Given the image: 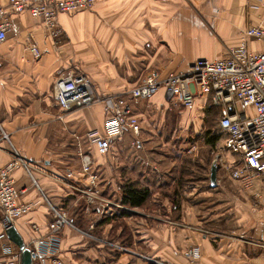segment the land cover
<instances>
[{
	"label": "crops",
	"instance_id": "crops-1",
	"mask_svg": "<svg viewBox=\"0 0 264 264\" xmlns=\"http://www.w3.org/2000/svg\"><path fill=\"white\" fill-rule=\"evenodd\" d=\"M200 7L217 36L189 12L188 0H97L91 11L60 15L58 39L29 14L13 18L12 32L0 44V122L19 156L34 167L33 178L23 168L12 174L26 190L20 201L35 204L15 223L26 244L48 233L50 203L93 237L65 229V264H190L185 252L194 246L202 252L195 264H264L262 183L248 190L232 179L228 166L239 157L225 149L222 137L207 143L212 154L224 156L215 186L202 153H171L172 144L185 139L179 135L186 128L181 119L191 109L181 111L161 90L133 105L140 134L127 130L103 153L92 139L105 133L104 104L64 112L54 96L60 76L84 74L100 96L132 103L130 92L147 72L182 73L197 60L221 59L239 45L242 30L264 22V0H205ZM35 44L39 57L32 52ZM207 105L200 99L193 109ZM188 142L197 148L201 141ZM81 153L93 161L97 189L108 205L89 204L77 190L88 186ZM12 158L10 144L1 143L0 168ZM127 183L148 190L143 206L123 204ZM2 218L0 210V236ZM2 245L0 238V262H11Z\"/></svg>",
	"mask_w": 264,
	"mask_h": 264
},
{
	"label": "built area",
	"instance_id": "built-area-1",
	"mask_svg": "<svg viewBox=\"0 0 264 264\" xmlns=\"http://www.w3.org/2000/svg\"><path fill=\"white\" fill-rule=\"evenodd\" d=\"M96 3L97 0H8L6 4H0V44L8 40L15 16L29 14L41 21L49 36L58 39L62 35L58 21L60 15L91 11ZM251 8L256 7L251 5ZM241 37V43L227 48L221 59L197 60L188 71L182 73L170 72L163 75L158 70L147 72L130 92L132 103L116 97L100 96L93 81L84 74L60 76L54 85V96L64 112L87 108L96 103L104 104L105 133L92 139L103 153L108 152L127 130L136 136L140 134L141 126L133 113V105L150 101L161 90L165 91L170 103L185 109H193L203 99V102L210 103L212 108L218 110L217 122L225 137V149L239 157L238 162L228 166L232 179L248 190L257 188L259 182L264 187V22L252 24L242 30ZM251 40L257 44L256 47L251 48ZM32 52L37 57L40 56L36 44L33 45ZM3 142L10 144L13 158L0 168V210L3 215V232L0 238L3 242V256L13 260L0 264H21L22 251L8 239L7 232L16 227L18 219L32 212L35 204L20 201L26 190L16 186L12 174L23 168L32 177L34 167L19 156L0 122V145ZM80 156L88 186L77 190L86 197L89 204L102 201L97 189L98 177L93 169V161L87 154L81 153ZM33 182L38 187L34 179ZM256 195H259V191ZM102 202L107 205L109 203L106 200ZM49 209L48 233L26 244L31 251L33 264H65L60 257V249L62 233L67 228L93 238L79 230L67 212L50 203ZM33 230L38 232L39 227L35 225ZM109 245L124 253L128 251L119 244ZM185 257L191 264H195L202 259L201 249L194 246L185 252ZM156 263L161 264L159 261Z\"/></svg>",
	"mask_w": 264,
	"mask_h": 264
},
{
	"label": "rangeland",
	"instance_id": "rangeland-1",
	"mask_svg": "<svg viewBox=\"0 0 264 264\" xmlns=\"http://www.w3.org/2000/svg\"><path fill=\"white\" fill-rule=\"evenodd\" d=\"M204 1L205 0H201L202 3ZM201 2L196 1V0H188L189 12L194 11L197 19H199L205 26L209 27V29L211 30L214 36H217L216 31L210 25V22H209V19H212V18L207 17L202 14V9L200 7L202 4ZM246 7L247 6H245L243 9V14L245 16L248 13V11L246 10L247 9ZM217 15L218 14H216V18L218 17ZM213 19H215V17ZM239 35H240V32H239ZM178 107L182 109L181 111L185 110L181 106H178ZM206 108L204 107V110L196 109V108L191 109V110H185L186 111V113L184 114L185 118L181 120L185 122L184 126L186 128L179 130V133H180L179 135L182 136V138L184 137L185 139L173 143L171 146V153L172 154L188 153L189 151L193 150L194 152L202 153L204 156V162L206 163L208 160V163L210 166H212L214 161L218 159L216 161L217 166L221 167V161L223 160L224 156L222 155L221 152H218L216 150H215V154H212V149L209 146H207L208 141H210L214 137L221 135V131L218 127V122H217L218 111L214 109V110H211L210 113H207ZM193 138L195 139L198 138L201 141L198 144H196L197 148H195L194 143L188 142L189 139L195 140ZM222 138L224 139L223 135H222Z\"/></svg>",
	"mask_w": 264,
	"mask_h": 264
},
{
	"label": "trees",
	"instance_id": "trees-1",
	"mask_svg": "<svg viewBox=\"0 0 264 264\" xmlns=\"http://www.w3.org/2000/svg\"><path fill=\"white\" fill-rule=\"evenodd\" d=\"M207 106H208L206 108L207 113H210L211 110H214V108H212L210 106V103ZM221 137H222V133H221L220 136L214 137V139H213L214 142H213V140H211V141H209L207 143H209V144L210 143H215ZM149 195H150V193L148 192V190L139 189L134 183H127L123 187V199H122V201H123L124 205L130 206V207H141V206L144 205V203L148 199ZM70 218L72 219V221L75 224V226L78 228V225L74 221V219L72 217H70ZM111 243H113V242H111Z\"/></svg>",
	"mask_w": 264,
	"mask_h": 264
},
{
	"label": "water",
	"instance_id": "water-1",
	"mask_svg": "<svg viewBox=\"0 0 264 264\" xmlns=\"http://www.w3.org/2000/svg\"><path fill=\"white\" fill-rule=\"evenodd\" d=\"M217 164L213 163L211 168V184L215 186L217 184ZM9 240L15 244L20 251H22V264H33L31 251L27 248L22 236L17 231L16 227H13L7 232Z\"/></svg>",
	"mask_w": 264,
	"mask_h": 264
}]
</instances>
